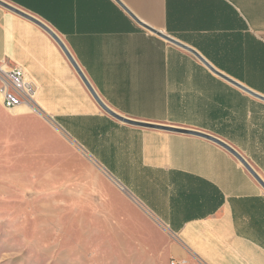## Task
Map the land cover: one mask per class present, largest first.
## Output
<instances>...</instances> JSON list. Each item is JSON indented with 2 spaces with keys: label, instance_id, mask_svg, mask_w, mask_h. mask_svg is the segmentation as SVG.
Wrapping results in <instances>:
<instances>
[{
  "label": "crops",
  "instance_id": "1",
  "mask_svg": "<svg viewBox=\"0 0 264 264\" xmlns=\"http://www.w3.org/2000/svg\"><path fill=\"white\" fill-rule=\"evenodd\" d=\"M5 1L62 40L108 108L214 135L264 180V101L136 21L264 96V0ZM0 65H18L36 83L40 113H31L57 120L98 162H126L118 180L144 184L130 189L160 226L165 256L264 264V188L232 153L203 137L111 116L53 36L2 6ZM17 117L24 125L31 119Z\"/></svg>",
  "mask_w": 264,
  "mask_h": 264
},
{
  "label": "rangeland",
  "instance_id": "2",
  "mask_svg": "<svg viewBox=\"0 0 264 264\" xmlns=\"http://www.w3.org/2000/svg\"><path fill=\"white\" fill-rule=\"evenodd\" d=\"M22 114L31 117L25 125ZM60 129L57 120L0 101V264L176 260L165 256L160 226L131 192L144 184L118 180L126 162H98Z\"/></svg>",
  "mask_w": 264,
  "mask_h": 264
},
{
  "label": "water",
  "instance_id": "3",
  "mask_svg": "<svg viewBox=\"0 0 264 264\" xmlns=\"http://www.w3.org/2000/svg\"><path fill=\"white\" fill-rule=\"evenodd\" d=\"M0 6L14 12L17 13L25 18H28L34 22H36L39 26H41L42 28H44L47 32H49L53 38L58 42V44L61 46V48L63 49V51L65 52L66 56L68 57V59L71 61V63L74 65L75 69L77 70L78 74L80 75V77L82 78L83 82L86 84V86L88 87V89L90 90V92L92 93V95L94 96V98L96 99V101L100 104V106L111 116L115 117L116 119L123 121L125 123H129V124H133V125H138V126H143V127H149V128H157V129H161V130H167V131H171V132H177V133H183V134H190V135H196L199 137H203L206 139H209L219 145H221L222 147H224L226 150H228L230 153H232L242 164L243 166L251 173V175L259 182V184L264 188V180L260 177V175L254 170V168L249 164V162H247L242 155L237 152L232 146H230L228 143L224 142L223 140H221L220 138L205 133L203 131L200 130H195V129H191V128H185V127H179V126H172V125H163V124H153V123H148V122H141V121H136V120H131V119H127L124 118L122 116H120L119 114H117L116 112H114L113 110H111L110 108H108L101 100L100 98L97 96L96 92L93 90L92 86L90 85V83L88 82V80L86 79V77L84 76V74L82 73V71L80 70V68L78 67V65L76 64L75 60L73 59V57L71 56V54L68 52L67 48L65 47L64 43L62 42V40H60L55 33L44 23L38 21L36 18H34L33 16H31L30 14H28L27 12L21 10L20 8L13 6L12 4H10L9 2L5 1V0H0ZM136 19V18H135ZM136 21L141 24L142 26H144L145 28H147L148 30H150L151 32L155 33L156 35H158L159 37L175 44L178 45L179 47H182L186 50H188L189 52H191L192 54H194L201 62H203L207 67H209L213 72H215L216 74H218L219 76H221L222 78L226 79L227 81L231 82L232 84L238 86L239 88L243 89L244 91L248 92L249 94L261 99L264 101V96L254 92L253 90H251L250 88H247L245 86H243L242 84H240L239 82L233 80L232 78L226 76L225 74L217 71L215 68H213L195 49L191 48L190 46H187L186 44L180 42L179 40L173 38L172 36L161 32L159 30H155L143 23H141L139 20L136 19ZM114 180V179H113ZM115 183H117L118 185H120L118 183V181L114 180Z\"/></svg>",
  "mask_w": 264,
  "mask_h": 264
},
{
  "label": "built area",
  "instance_id": "4",
  "mask_svg": "<svg viewBox=\"0 0 264 264\" xmlns=\"http://www.w3.org/2000/svg\"><path fill=\"white\" fill-rule=\"evenodd\" d=\"M36 94V83L22 67L15 65L5 68L0 65V101L5 108L24 107L31 112L40 113ZM185 262V260L173 259L171 264Z\"/></svg>",
  "mask_w": 264,
  "mask_h": 264
}]
</instances>
